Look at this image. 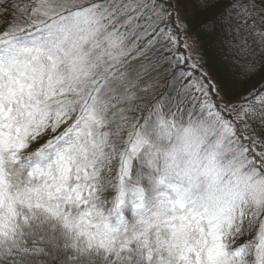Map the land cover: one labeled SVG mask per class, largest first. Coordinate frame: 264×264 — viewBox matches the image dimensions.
Instances as JSON below:
<instances>
[{"label": "snow or ice", "instance_id": "snow-or-ice-1", "mask_svg": "<svg viewBox=\"0 0 264 264\" xmlns=\"http://www.w3.org/2000/svg\"><path fill=\"white\" fill-rule=\"evenodd\" d=\"M0 264H264V0H0Z\"/></svg>", "mask_w": 264, "mask_h": 264}]
</instances>
